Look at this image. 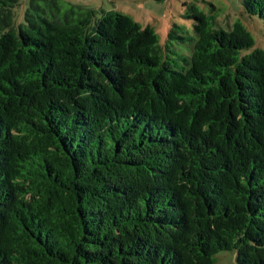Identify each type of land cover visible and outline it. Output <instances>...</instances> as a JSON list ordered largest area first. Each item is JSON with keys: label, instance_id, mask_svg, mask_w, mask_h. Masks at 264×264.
I'll list each match as a JSON object with an SVG mask.
<instances>
[{"label": "trees", "instance_id": "1", "mask_svg": "<svg viewBox=\"0 0 264 264\" xmlns=\"http://www.w3.org/2000/svg\"><path fill=\"white\" fill-rule=\"evenodd\" d=\"M264 31V0H242ZM0 0V264H264V50L194 5L167 43L116 11Z\"/></svg>", "mask_w": 264, "mask_h": 264}, {"label": "rangeland", "instance_id": "2", "mask_svg": "<svg viewBox=\"0 0 264 264\" xmlns=\"http://www.w3.org/2000/svg\"><path fill=\"white\" fill-rule=\"evenodd\" d=\"M62 5L83 9L116 11L134 19L142 27L152 28L158 38V44L167 43V37L173 25L186 28L191 33L192 21L185 18L190 13L189 7L194 5L204 13H216L218 27L228 30L239 20L251 33L255 48L264 50V31L257 20L246 19L243 13L242 0H59ZM29 0H20L18 18L22 20ZM215 264H236L234 251L220 252L215 256Z\"/></svg>", "mask_w": 264, "mask_h": 264}]
</instances>
